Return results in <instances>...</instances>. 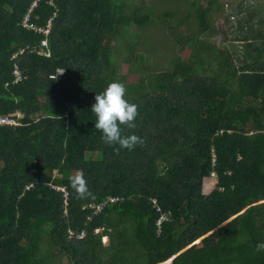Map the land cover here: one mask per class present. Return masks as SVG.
Masks as SVG:
<instances>
[{"label": "trees", "instance_id": "16d2710c", "mask_svg": "<svg viewBox=\"0 0 264 264\" xmlns=\"http://www.w3.org/2000/svg\"><path fill=\"white\" fill-rule=\"evenodd\" d=\"M154 1L0 0V264H264V59L210 50L199 0H161L153 19ZM191 15L198 34L178 35ZM121 51L137 82L116 76ZM114 81L139 106L122 135L145 140L118 155L91 112ZM77 170L92 197L76 198Z\"/></svg>", "mask_w": 264, "mask_h": 264}, {"label": "rangeland", "instance_id": "374dc122", "mask_svg": "<svg viewBox=\"0 0 264 264\" xmlns=\"http://www.w3.org/2000/svg\"><path fill=\"white\" fill-rule=\"evenodd\" d=\"M143 1H149V0H143ZM161 0H155V5H157V8H155L153 10L154 13V18L156 17V14L158 12V9L164 7V9H168L165 7V3H161ZM186 2L185 0H181ZM199 0V3L203 5V7H208V15H209V24H210V29L207 32H203L200 34V37L203 41H206L207 44L210 46V50L211 47H215L216 49H218L220 51V49H224V54L227 53H231V47H236V45H240L237 48L240 51V54L242 55H246L245 57L252 60L255 59L256 57H258V53L260 54V58L259 59H264V52L263 50L260 49H255L254 47H250L247 46L245 41H242V43H239V41L235 40V30L237 28L238 24H242V22L246 21L244 23V27L245 24L250 23L251 25H254L255 28H252L251 30L256 31V28L261 26V32H263L264 34V23H260L259 20L264 19V0ZM174 5H178V7L183 8L184 6L181 3H178L177 1H175L173 3ZM32 5H34V2L32 3ZM164 5V6H163ZM247 5H251L250 8ZM255 5V6H253ZM261 7V8H260ZM263 8V10H262ZM32 7L30 6L29 11H31ZM182 14L181 12H178V15ZM195 14V13H192ZM261 14H263V18L259 17ZM152 16V17H153ZM194 15H191V20L188 23H177L175 25V31L178 35H180L181 33L184 34L185 36L190 35V37L193 34H198L196 31L198 29L197 27V23L194 20ZM239 20V21H238ZM157 23V27L160 26V21L155 20ZM26 17H24V19L22 20V23L25 27H27V23H26ZM233 31V34H231L230 32ZM37 32H39V30H37ZM159 32V31H157ZM247 33L246 31H244V29L240 30V34L239 36H242L243 34ZM171 38V36H170ZM238 42V43H237ZM153 46H155V44H153ZM214 48V49H215ZM195 46H189L188 48H185L184 51H182L181 54L188 56L191 51H194ZM136 51L138 53L141 52L140 49H136ZM191 55V54H190ZM216 55V54H215ZM166 57L167 55H165V59L162 60L164 62L161 63H165L166 64ZM218 56H216L215 58H217ZM114 58V62H115V71H116V76H121L124 75L125 77H127L125 79L126 82H137L139 79V75L141 72V68H134V66H132L130 61H133L134 59V55L131 56V54L128 56V60L123 59V53L122 51L116 55L113 56ZM215 58L212 57V60L214 63H216V61L214 60ZM218 59V58H217ZM214 63H212V67H214ZM160 64V63H159ZM142 66V64H140ZM139 65V67H140ZM145 66H148V64H146ZM60 73H62V70H59ZM204 73L206 74V71H204ZM18 117L20 116V114H17ZM216 184V176L214 173H212L210 176L208 175L207 177H204L200 186V192L202 194H207L209 193ZM55 190H59L62 191V189H60V187L55 188ZM64 197H66V193L64 192L63 194ZM162 218H159V220L157 221V226L159 225V223L161 222ZM95 231H97V229H95ZM198 240H196L195 242H197ZM102 243L103 244H107V237H102ZM57 256H54V258H56ZM58 260H61L60 262L65 263L67 262V257L66 256H62L59 257ZM167 264V263H166Z\"/></svg>", "mask_w": 264, "mask_h": 264}, {"label": "clouds", "instance_id": "9594fccd", "mask_svg": "<svg viewBox=\"0 0 264 264\" xmlns=\"http://www.w3.org/2000/svg\"><path fill=\"white\" fill-rule=\"evenodd\" d=\"M41 45L46 46V41L42 40ZM58 73L60 72L58 71ZM127 92L128 89L123 82H110L102 92L96 93L94 98L95 103L91 107V112L96 118L95 129L102 134V140L105 143L109 145H118V147L114 149L117 155L121 149L131 151L137 145L143 146L145 143V140L137 135H122L121 125L130 129L135 128V121L139 115V106L136 103L129 102L126 98ZM0 118L9 119L7 116H0ZM2 123H10V120L0 122V124ZM70 186L74 190L77 199H87L93 196V193L88 187V182L80 170H77L76 173L70 177ZM255 252H264V242L256 244Z\"/></svg>", "mask_w": 264, "mask_h": 264}, {"label": "crops", "instance_id": "0c3cea01", "mask_svg": "<svg viewBox=\"0 0 264 264\" xmlns=\"http://www.w3.org/2000/svg\"><path fill=\"white\" fill-rule=\"evenodd\" d=\"M261 29L262 28L260 26L259 29L256 28V31H258V30L261 31ZM230 33L233 34V32H230ZM261 33L263 34V32H261ZM239 34H240V31L239 30H235V34H234L235 40L236 41H239V43H242V41H245V42H248L249 43L251 41L250 47H254V45H256V44H261L260 43L261 42L260 39L262 38L261 36H254V37L248 36V35H250V33H245V34H248V35L243 34L242 36H239ZM263 36H264V34H263ZM238 46H240V45H236V47H231V49L237 48Z\"/></svg>", "mask_w": 264, "mask_h": 264}, {"label": "built area", "instance_id": "2783aa9c", "mask_svg": "<svg viewBox=\"0 0 264 264\" xmlns=\"http://www.w3.org/2000/svg\"><path fill=\"white\" fill-rule=\"evenodd\" d=\"M49 30V24H47L46 28H42V29H39V31H43L44 33H47ZM9 120V119H8ZM7 119H4V118H0V122H3V121H8ZM63 190V188H60ZM93 209V214H96V212H98L99 210H101L102 206H103V203H92L90 205ZM83 235V230H81L77 236H82Z\"/></svg>", "mask_w": 264, "mask_h": 264}]
</instances>
